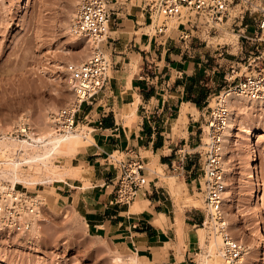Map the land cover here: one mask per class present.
<instances>
[{
    "label": "crops",
    "instance_id": "0c3cea01",
    "mask_svg": "<svg viewBox=\"0 0 264 264\" xmlns=\"http://www.w3.org/2000/svg\"><path fill=\"white\" fill-rule=\"evenodd\" d=\"M114 8L117 24L104 43L108 78L78 115L92 142L73 157L78 176L54 180L50 189L64 200L78 196L88 231L136 253L141 262L197 264L198 228L206 217L193 204L199 199L194 152L201 127L194 111L216 92L209 62L214 54L194 43L185 49L177 35L154 33L138 3ZM127 149L143 156L147 182L128 204L110 203L121 159L114 153L125 155Z\"/></svg>",
    "mask_w": 264,
    "mask_h": 264
},
{
    "label": "rangeland",
    "instance_id": "374dc122",
    "mask_svg": "<svg viewBox=\"0 0 264 264\" xmlns=\"http://www.w3.org/2000/svg\"><path fill=\"white\" fill-rule=\"evenodd\" d=\"M17 1L0 0V134L7 132L13 136L26 137L25 134L19 133L18 123L24 117L28 122L30 119L29 123L32 124L34 121L41 122L45 114L53 117L58 108L71 101L73 95L66 66L69 63L84 61L95 44L74 36L69 31L77 0H27L21 8L17 6ZM257 1L264 7V0ZM122 5L128 10L130 3L123 2ZM239 10L238 6H234L231 14H237ZM245 11L248 14L247 6ZM230 21L228 20L214 33L195 32L197 37L192 40L195 46H206L205 48L214 54L209 62L215 67L214 76L217 79L214 90L216 92L199 111H194L199 125L204 123L209 105L213 104L218 89L226 84L224 75L228 73L230 64L234 62L238 73L246 70L243 64L236 63L244 56L240 49L244 41L237 33L252 30L245 28L250 19L246 21L237 19L233 24ZM168 24L174 26V20H170ZM169 34L177 35V31L173 28L164 36ZM104 43L105 41L99 42V47L106 53ZM50 106L54 107V111L48 109ZM253 114V117L260 118L255 110ZM243 119L244 123H235V129L232 131L237 135L233 136L224 148V151H228L227 156H223L228 169L226 171L224 169L227 192L223 193L222 209L229 235L239 240L243 246L245 244L250 251L248 258H244L239 264H264V248L258 245L255 233L258 223H261L264 229V132L259 131V126H264V122L260 121V124L251 122L247 116ZM181 120L183 119L179 118L178 122ZM244 125H249L256 145L257 158L253 167L261 180L260 189L256 187L257 191L249 186L246 177L250 158L244 147L246 135L240 137L242 134L240 129ZM85 128L84 125L77 123L78 131L85 134ZM198 133L205 141L206 132L202 133L199 128ZM114 156L122 158L124 155L114 153ZM55 162L63 167L72 164L73 158L59 156ZM21 166L26 168L28 165L23 163ZM78 173L79 170L75 176H78ZM4 181L8 180L2 179L0 183ZM52 181L54 180L33 185L19 182L13 184L21 190L36 194L40 202L41 216L38 215V218L42 220L39 219L40 226L38 225L37 232L33 233L12 232L1 226L0 255L3 260L0 264H112L113 251L131 253L107 237L89 232L80 212L78 196L69 200L62 199L51 191L49 184ZM176 189L179 191V187L176 186ZM196 197L199 198L197 208L201 211L203 219L206 217V221L200 224L203 230H198V238L201 233L202 240L199 241L200 248L195 256L213 260L216 257L208 252L206 246L215 233L213 223L207 214L203 195L199 193ZM254 199L261 208L260 216L253 212L251 201ZM180 202L184 204L182 200L178 203ZM234 225L235 229L231 227ZM220 245L223 249V242ZM216 263L228 264L220 254Z\"/></svg>",
    "mask_w": 264,
    "mask_h": 264
},
{
    "label": "built area",
    "instance_id": "2783aa9c",
    "mask_svg": "<svg viewBox=\"0 0 264 264\" xmlns=\"http://www.w3.org/2000/svg\"><path fill=\"white\" fill-rule=\"evenodd\" d=\"M78 0L70 28L71 33L95 44L90 55L82 62L69 63L68 82L72 91L71 101L53 114L58 131L69 132L77 129L78 115L85 104H92L108 78L110 60L100 49L99 42L105 41L112 26L117 24V12L110 4L129 2L138 3L148 15V23L154 33L162 35L175 28L177 37L186 49L197 37L195 32L214 33L231 20L246 21L252 18L253 29L238 32L244 43L240 49L244 52L241 61L246 69L238 73L234 62L224 75V84L214 96V102L201 125L206 132L204 141L200 135L197 190L203 195L209 217L215 232L221 235L224 258L229 264H239L244 251L243 244L227 234L222 209L225 190V172L223 167V138L227 126L229 109L226 96L236 93L254 100L264 101V7L257 0ZM246 4V5H245ZM234 6L239 7L237 14H231ZM248 8V14L245 7ZM256 13V14H254ZM174 20V26L168 22ZM245 24V28L247 27ZM246 30V29H245ZM98 44V45H97ZM30 127L27 118L18 124L21 134ZM119 173L113 184L114 195L110 203L128 204L138 190L147 182L144 173L146 163L139 152L127 149L118 161ZM5 182V183H4ZM0 184V222L12 232H28L39 221L40 202L36 194L21 190L16 185L4 181Z\"/></svg>",
    "mask_w": 264,
    "mask_h": 264
},
{
    "label": "bare ground",
    "instance_id": "6f19581e",
    "mask_svg": "<svg viewBox=\"0 0 264 264\" xmlns=\"http://www.w3.org/2000/svg\"><path fill=\"white\" fill-rule=\"evenodd\" d=\"M26 1L27 0H18L17 6L21 8ZM69 31L71 33V28ZM226 100L229 109V115L227 119V126L224 131L225 133L223 138L224 148H226V145L229 144L230 139L233 136L237 135L232 131L233 129H235L234 126L235 123L236 122L244 123L243 118H245V116H247L249 120L254 123L260 124V121L264 122L263 100H254L236 93H230L228 96H226ZM48 109L49 110L52 109L54 111L53 106H50ZM185 110L186 107L183 111ZM254 110L258 112L260 118L253 117ZM182 118L185 120L186 119L185 115L182 116ZM20 120L21 119H19V121ZM259 127H260L259 131L264 132V126H259ZM240 130L242 131V134L240 133L241 138L243 137V135H246L245 136L246 142H244V147L246 148L250 158L249 159L250 161L248 162V170L246 172L247 181L249 186L252 188L254 187L253 189L257 191L256 187L258 186L260 189L261 180L259 174L255 173L253 167V163L257 158L256 145L254 142V138L252 136V132H250L249 125L248 126L244 125V127ZM26 134H27L26 137L13 136L11 134H7V132L0 134V180L2 179L8 180L12 184L19 182L26 185L28 184L33 185L36 183H46L47 181L50 180L66 181L68 179H71L75 177V174L77 173L79 168L75 166L73 163L70 165H65L63 167H60V165H58L55 162V159H57L59 156L73 158L75 153L79 150L81 146L83 145L89 146L90 143L92 142V137L90 134L88 133L84 134L78 131L77 129L69 132L58 131L57 124L55 123L53 117H51L50 115L47 116L46 114L43 116L41 122L34 121L33 124L30 123V127L28 130H26ZM206 139H207V135H206ZM239 142L241 144L243 143L242 141ZM224 148H223V152H225V154H223V156L224 155L227 156L228 151H224ZM23 163H26L28 166L26 168H23L21 166V164ZM223 163H224L223 164L224 169L226 171L228 168L226 165L227 162L224 161V159H223ZM49 174H52V176H50ZM168 180L172 192H176L177 189L175 186V179L171 176L168 177ZM224 192L227 191L224 190ZM193 204L197 205V202L193 201ZM251 206L255 214L259 216L262 215V211L259 206V203L256 202L255 199L251 201ZM40 220H42V218ZM39 221L35 222L32 228L29 230L31 233L37 232ZM225 223L227 224L226 219H225ZM1 226L2 227L4 226L3 222H0V228ZM231 227L235 229L236 225ZM198 230L200 231L203 230V226H200ZM226 231L227 234L229 235L230 233L228 232V224L226 225ZM255 233H256L258 245L264 248V229L261 223H258V225L256 224ZM201 240H202V234L200 233L199 241ZM221 243H222L221 235L215 232L210 242L205 244L207 246L208 252L211 253L212 255H215L216 259L209 260L203 256H200L197 260V264H215L217 262V257L219 254L224 257V251L222 248H220ZM244 246L245 248L241 255L240 262H242L244 258L245 259L248 258L247 255L250 252L245 244ZM113 253L114 254L111 256V260L113 262L112 264H123L124 262H126L127 264H141V260L136 253L123 254L119 251L116 252L113 251ZM2 260L3 258L0 255V261Z\"/></svg>",
    "mask_w": 264,
    "mask_h": 264
}]
</instances>
